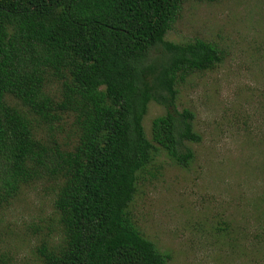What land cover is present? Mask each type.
Returning a JSON list of instances; mask_svg holds the SVG:
<instances>
[{
  "label": "trees",
  "instance_id": "1",
  "mask_svg": "<svg viewBox=\"0 0 264 264\" xmlns=\"http://www.w3.org/2000/svg\"><path fill=\"white\" fill-rule=\"evenodd\" d=\"M185 1L0 0V202L37 179L54 182L62 241L40 250L42 264H166L129 213L137 174L158 148L181 166L193 159L185 142L201 137L194 114L177 108L178 86L225 57L213 41L165 39ZM51 68L58 100L42 75ZM150 102L165 114L148 139ZM63 113L74 116L72 148L33 136Z\"/></svg>",
  "mask_w": 264,
  "mask_h": 264
},
{
  "label": "rangeland",
  "instance_id": "2",
  "mask_svg": "<svg viewBox=\"0 0 264 264\" xmlns=\"http://www.w3.org/2000/svg\"><path fill=\"white\" fill-rule=\"evenodd\" d=\"M195 38L216 42L225 55L178 86L177 108L194 114L201 139L185 142L194 154L187 166L154 150L137 174L129 213L166 264H264V0L185 1L165 39ZM57 70L42 72L55 100ZM6 100L21 107L11 95ZM164 114L163 106L148 104L142 120L148 139L153 120ZM73 121L63 113L53 130L32 133L70 149L77 140ZM55 193L54 182L40 178L0 202V264H42L40 250L61 243Z\"/></svg>",
  "mask_w": 264,
  "mask_h": 264
}]
</instances>
